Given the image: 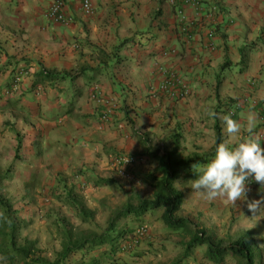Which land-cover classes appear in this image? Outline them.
I'll return each instance as SVG.
<instances>
[{"label":"crops","instance_id":"crops-1","mask_svg":"<svg viewBox=\"0 0 264 264\" xmlns=\"http://www.w3.org/2000/svg\"><path fill=\"white\" fill-rule=\"evenodd\" d=\"M52 1L0 0V84L10 80L21 60L36 74L43 65L77 76L73 86L61 81L46 92L39 88L38 94L28 92L32 76L24 79L23 91L16 90L0 104V148L5 141H15L21 131L23 160L36 159L45 175L58 178L62 174L52 172L64 162L104 165L101 170L117 174L105 167L110 161L106 158H112L108 150L143 155V139L152 151L160 141L171 150L178 139L177 155H208L206 163L216 150L217 125L221 143L229 147L248 135L264 143V0H201L206 6L217 4L219 17L214 25L195 27L189 39L168 0H93L96 11L90 17L81 14L80 0H65L68 14L75 18L72 23L46 18ZM185 11L193 14L191 7ZM213 26L214 35L209 36ZM156 63L186 76L190 96L177 100L159 94L162 76ZM94 89L118 102L112 122L105 126L99 122L101 107L91 96ZM63 92L68 100L62 99ZM249 112L256 117L251 132ZM225 114L240 123L239 134L228 136L222 130ZM145 157L130 168L127 178L134 179V172L144 176L141 163L152 160ZM194 178L190 170L176 181L185 193L183 215L199 219L216 235L217 229L232 236L249 232L255 255L260 251L256 261L264 264V210L253 216L246 202L209 201L188 186ZM148 187L152 186L147 185L150 197L153 188ZM249 188L248 199H259V184L253 181ZM155 216L157 222H145L152 223L150 240L134 252L121 253V264H168L166 258L171 257L157 251L171 249L176 237L160 234V226L169 230ZM134 220L128 219L131 229L140 223Z\"/></svg>","mask_w":264,"mask_h":264},{"label":"trees","instance_id":"trees-1","mask_svg":"<svg viewBox=\"0 0 264 264\" xmlns=\"http://www.w3.org/2000/svg\"><path fill=\"white\" fill-rule=\"evenodd\" d=\"M24 62L28 64V62ZM22 65L27 69L28 66ZM19 68L20 66L16 67V72ZM29 76L32 77L30 78L28 92L35 94L39 93V88L44 91H47V87L54 88L58 84L57 82L65 81L71 85V81L77 77L69 72L51 71L43 65H41V69L37 74L34 71ZM14 77L12 75L7 83L8 86L13 83ZM21 89L22 86L18 91ZM1 92H3L2 87H0V103H5L11 96H4ZM20 94L22 93L20 92ZM63 97L68 99V93H65ZM216 131L217 146L222 141L218 125ZM22 134L24 133L21 131L16 133L12 159L14 164H18V161L23 157L21 149L23 150L25 147H23ZM142 143L145 147L143 154L152 157L157 162L156 172L158 175L149 178V183L153 187L152 196L142 197L139 194L136 196L135 203L129 199L112 210L108 215L107 225L102 231L75 229L70 221L66 220V217L65 219L62 218L61 221L66 222L64 227L65 238L63 239L62 249L53 261L40 254V248L37 247L36 240L24 237L23 242H20L24 227L23 221L18 216L19 213L14 203L3 192L0 185V264H103V259L108 253L111 254L109 264H121V253H123L121 243L133 235L135 228L131 229L128 225V219L135 218V222L142 224L147 222V218L156 215L160 210L162 212L160 215L162 222L170 232L177 233L182 238L181 245L184 247L183 253L178 258L172 259L168 264H180L195 249L203 246L206 247L205 256L207 260L214 264H225L226 258L230 254L236 259L237 264H257L253 246L254 241L251 239L249 232L240 233L238 236L228 234L227 239L219 238L215 233L199 226L198 222H195L192 218L179 214L185 193L178 189L175 183L184 176L185 172L193 170L194 164H205L208 155L198 153L186 157L177 155L178 139L175 140L176 145L171 150H164L162 153L159 150L152 151L146 139H143ZM6 172L5 174L0 172V182L10 172L13 173L14 170L12 172L8 168ZM111 182L112 180L108 178H97L95 185H109ZM74 189L66 192L67 198L65 201L75 207L83 222L94 221L95 211L80 202ZM120 220H125V225L119 232L116 227ZM145 241L142 240L130 252L137 250ZM107 245L110 246V251L105 250L102 253L100 250Z\"/></svg>","mask_w":264,"mask_h":264},{"label":"rangeland","instance_id":"rangeland-1","mask_svg":"<svg viewBox=\"0 0 264 264\" xmlns=\"http://www.w3.org/2000/svg\"><path fill=\"white\" fill-rule=\"evenodd\" d=\"M21 62V65L24 64L28 66V74L21 80V83H23L24 79L26 80L30 77L29 75L34 71L32 70V67L29 66V63H23V60ZM21 65L19 66L22 67L23 65ZM15 75L16 70L14 71V76ZM7 83L8 81H5V83L0 84V87L3 86V91L11 88L10 86L12 84L8 86ZM40 92L46 91L40 88ZM63 94L65 95L64 92ZM8 95L12 96V93ZM63 98L64 97H62V99ZM64 99L68 100L67 98ZM1 106L2 105H0V108ZM100 125L103 124L100 123ZM8 132H11V130ZM6 137L9 138L10 136L8 135ZM97 138H99V136H97ZM64 140L68 139L64 138ZM14 148L15 142L10 140L5 141L0 148V172L5 174L7 173L6 170L8 168H10L12 172L14 170L13 173L10 172L9 175L0 182V185L3 192L14 203V206L19 213L18 216L21 221H23L24 227L20 236V242H23L24 237L36 240L37 247L40 248V254L50 261L55 260L58 256V252L62 249L63 239L65 238L64 227L66 224V222L61 221L62 218L65 219L66 217V220L70 221V224H72L75 229L102 231L107 225V218L110 212L124 204L129 199L135 203L136 196L139 194L142 197H147V185H150L149 178L158 175L154 167L157 165V162L153 159H149L148 161L145 160L144 163H141L144 172H146L144 173L142 171L144 176L134 172V179L127 177H125L126 179H123L124 176H121L123 178H119V175L112 174L110 169L101 170L100 167H104V165H100L96 168L95 165L91 166V163L86 164L81 162H72L71 165L64 162L60 165L61 168L58 171H51L53 175L56 172L62 174V177H49V175H45V168L41 167L40 162H36V159L23 160V158H21L18 161V164H14V162H12ZM154 150H159L161 152L166 150L165 143H162L161 141L158 142L155 145ZM111 153L113 157L116 152L108 150L107 154L110 155ZM136 156H141L142 159H146L145 154ZM106 159L110 161H108V166L106 162L105 167H110L112 158L109 159L108 156ZM97 170L98 172L94 173V171ZM83 175H86L87 177H83L82 179ZM97 178H108L111 179L112 182L109 185L96 186L95 182ZM70 189L75 190L80 202H82L87 208L95 211L94 221L83 222L81 217L78 216L75 207H72L70 203L65 201L67 198L66 192ZM184 212L186 211L181 208L179 214L181 213L182 216H185L183 215ZM156 214L160 216L161 210ZM158 219L159 218L153 215L147 218V222H157ZM192 219L195 222H198L199 226H202L199 223V219L195 220V217H192ZM237 223L239 224V222ZM146 224H148L149 227L152 225V223ZM209 224L213 223L209 222ZM124 225L125 220H120L116 227L117 230L120 232L124 228ZM160 227V234H167L170 238L172 237L171 235L176 237L173 238V241L170 243L171 249L166 247L165 249L163 248L164 250L159 249L157 251L164 256H170L171 258H166L169 263L172 259L178 258V256L183 253L184 247L181 245L182 238L177 233H173L172 231L166 232L162 226ZM202 228L204 227L202 226ZM216 233L219 238L227 239L228 237L224 231L217 229ZM158 243L160 244V242ZM204 248L200 247L195 249L190 257L184 259L180 264H200L208 262L209 260H206V251ZM105 250L110 251V246H103L100 251L103 253ZM256 255L257 257L260 256V251L257 250ZM110 257L111 254L108 253L103 259V264H109ZM211 264L214 263L211 262ZM225 264H237V261L230 254L227 256ZM257 264L259 263L257 262Z\"/></svg>","mask_w":264,"mask_h":264},{"label":"built area","instance_id":"built-area-1","mask_svg":"<svg viewBox=\"0 0 264 264\" xmlns=\"http://www.w3.org/2000/svg\"><path fill=\"white\" fill-rule=\"evenodd\" d=\"M174 5L179 18L180 29L185 38H191L192 31L195 27H202L206 23L211 25L217 21L219 17V7L217 4L206 6L201 0H168ZM193 8V14L189 16L185 8ZM79 9L82 15L87 17L93 16L96 11L93 0H80ZM46 18L54 23H72L74 16L69 15L66 10L65 0H53L45 13ZM215 32L214 26L209 29V36H213ZM158 70L162 76L160 85L158 86L159 94H163L171 99H183L190 96L192 92L191 85L186 76L180 72L161 66L156 63ZM28 74L26 67H20L14 77L10 89L4 90L2 95L8 96L19 89L21 80ZM92 98L101 107L100 123L106 125L112 122L114 115L118 109L117 100L109 95L93 90ZM101 125V126H103ZM142 161V158L135 154L115 153L111 159L110 167L119 175L129 176L130 168ZM151 230L148 224L142 223L134 228L133 235L121 243L122 252H130L134 250L136 245L142 240L151 238Z\"/></svg>","mask_w":264,"mask_h":264},{"label":"clouds","instance_id":"clouds-1","mask_svg":"<svg viewBox=\"0 0 264 264\" xmlns=\"http://www.w3.org/2000/svg\"><path fill=\"white\" fill-rule=\"evenodd\" d=\"M255 114L247 115V130L255 127ZM222 130L228 135H237L241 131L240 123L231 114L222 117ZM195 178L189 180L188 186L201 193L209 201L222 198L236 204L243 201L253 216L264 210V143L257 136L248 135L234 146L225 143L216 146L213 157L203 166L193 165ZM259 184V199H248L249 184Z\"/></svg>","mask_w":264,"mask_h":264}]
</instances>
